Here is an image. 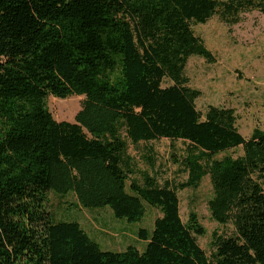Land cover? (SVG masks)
Wrapping results in <instances>:
<instances>
[{"label":"trees","instance_id":"1","mask_svg":"<svg viewBox=\"0 0 264 264\" xmlns=\"http://www.w3.org/2000/svg\"><path fill=\"white\" fill-rule=\"evenodd\" d=\"M251 10L264 0H0V264H264V131L246 138L232 107L198 110L185 74L192 55L215 61L193 24ZM50 95L85 96L74 122L54 118ZM160 138L189 142L185 182L160 183L127 154L128 141ZM205 176L212 218L232 226L213 232L210 256L179 198ZM53 190L129 222L146 203L161 216L139 229L143 251L103 250L77 220L53 218Z\"/></svg>","mask_w":264,"mask_h":264},{"label":"rangeland","instance_id":"2","mask_svg":"<svg viewBox=\"0 0 264 264\" xmlns=\"http://www.w3.org/2000/svg\"><path fill=\"white\" fill-rule=\"evenodd\" d=\"M240 17V22L230 24L216 14L206 23L193 24L195 34L205 41L215 61L208 62L199 55H192L185 74L190 85L202 91L196 100L198 110L204 113L209 105L234 108L238 128L248 138L256 127L264 131V13L251 10ZM170 84L169 79L163 82L164 86ZM84 100V95L66 99L50 95L47 102L56 120L74 122ZM128 144L127 154L135 161L136 168L155 173L160 183L169 180L176 184L188 179L181 163L188 155V141L160 138L137 144L128 141ZM226 154L239 156L243 154V148H233L216 157ZM149 157L153 159V165L147 163ZM136 177L141 180L139 174ZM213 194L209 176H205L197 188L179 191L181 217L187 222L191 211L199 215L206 234L198 241L209 256L214 252L213 232L228 234L232 229L212 218L208 202ZM48 207L55 220H78L103 250L113 251L125 250L129 245L143 251L147 242L139 238V229L152 231L155 220L161 216L157 207L146 203L144 218L140 222H129L125 218H116L110 207L83 208L75 193L60 194L54 190L49 194Z\"/></svg>","mask_w":264,"mask_h":264},{"label":"crops","instance_id":"3","mask_svg":"<svg viewBox=\"0 0 264 264\" xmlns=\"http://www.w3.org/2000/svg\"><path fill=\"white\" fill-rule=\"evenodd\" d=\"M78 221V220H77ZM79 222V221H78ZM82 225V224H81ZM85 229V228H84ZM95 239V238H94Z\"/></svg>","mask_w":264,"mask_h":264}]
</instances>
